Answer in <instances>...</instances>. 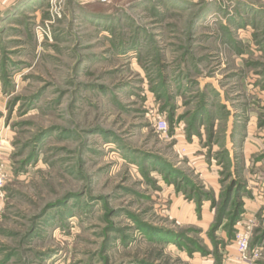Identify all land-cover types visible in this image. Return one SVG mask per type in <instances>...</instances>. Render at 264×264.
<instances>
[{"label": "rangeland", "instance_id": "1", "mask_svg": "<svg viewBox=\"0 0 264 264\" xmlns=\"http://www.w3.org/2000/svg\"><path fill=\"white\" fill-rule=\"evenodd\" d=\"M244 233L264 264V0H0V264H242Z\"/></svg>", "mask_w": 264, "mask_h": 264}, {"label": "built area", "instance_id": "2", "mask_svg": "<svg viewBox=\"0 0 264 264\" xmlns=\"http://www.w3.org/2000/svg\"><path fill=\"white\" fill-rule=\"evenodd\" d=\"M158 127L161 131H167L168 124L165 121H160L158 124ZM238 246L241 252V258H242V264H247L248 257H247V251L249 248V237L248 234H240L238 236Z\"/></svg>", "mask_w": 264, "mask_h": 264}]
</instances>
